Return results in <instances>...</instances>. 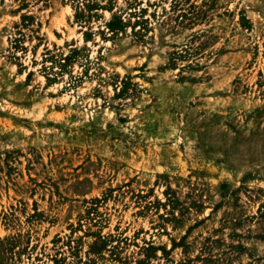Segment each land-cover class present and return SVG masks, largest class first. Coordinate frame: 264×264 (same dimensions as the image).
<instances>
[{"label": "rangeland", "instance_id": "obj_1", "mask_svg": "<svg viewBox=\"0 0 264 264\" xmlns=\"http://www.w3.org/2000/svg\"><path fill=\"white\" fill-rule=\"evenodd\" d=\"M0 264H264V0H0Z\"/></svg>", "mask_w": 264, "mask_h": 264}, {"label": "trees", "instance_id": "obj_2", "mask_svg": "<svg viewBox=\"0 0 264 264\" xmlns=\"http://www.w3.org/2000/svg\"><path fill=\"white\" fill-rule=\"evenodd\" d=\"M108 26H109V28H111V29H110L111 31H114V30H117V29H122V26H121L120 23H119V25H114L113 22H109V23H108ZM77 52H78L77 49H73V50H71V51H70V54L68 53L67 55H65V57H64L63 60H64V61H69L71 55H73V54H75V53H77Z\"/></svg>", "mask_w": 264, "mask_h": 264}]
</instances>
